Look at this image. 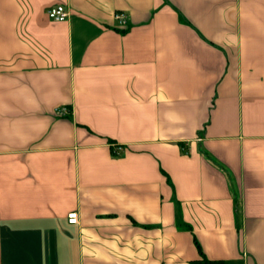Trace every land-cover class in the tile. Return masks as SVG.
<instances>
[{"label": "crops", "instance_id": "0c3cea01", "mask_svg": "<svg viewBox=\"0 0 264 264\" xmlns=\"http://www.w3.org/2000/svg\"><path fill=\"white\" fill-rule=\"evenodd\" d=\"M0 264H264V0H0Z\"/></svg>", "mask_w": 264, "mask_h": 264}, {"label": "built area", "instance_id": "2783aa9c", "mask_svg": "<svg viewBox=\"0 0 264 264\" xmlns=\"http://www.w3.org/2000/svg\"><path fill=\"white\" fill-rule=\"evenodd\" d=\"M69 12L66 8V6L64 4H56L52 7H50L47 10V17L51 20V21H64L65 19L68 18ZM115 18L118 20V22L120 24H124L125 23V15L122 13H117L115 15ZM67 112V109H59L57 110V113L59 115H64ZM120 151H122L121 147H117L116 148V153L118 154ZM68 222L71 224H76L78 223V215L77 212H71L68 214Z\"/></svg>", "mask_w": 264, "mask_h": 264}, {"label": "trees", "instance_id": "16d2710c", "mask_svg": "<svg viewBox=\"0 0 264 264\" xmlns=\"http://www.w3.org/2000/svg\"><path fill=\"white\" fill-rule=\"evenodd\" d=\"M198 246V248L200 247L199 245H197Z\"/></svg>", "mask_w": 264, "mask_h": 264}]
</instances>
